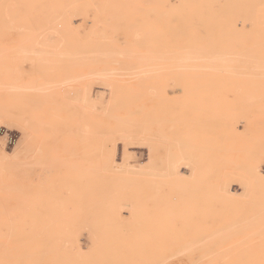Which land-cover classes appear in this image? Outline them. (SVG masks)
Masks as SVG:
<instances>
[{
	"label": "rangeland",
	"instance_id": "obj_1",
	"mask_svg": "<svg viewBox=\"0 0 264 264\" xmlns=\"http://www.w3.org/2000/svg\"><path fill=\"white\" fill-rule=\"evenodd\" d=\"M0 264H264V0H0Z\"/></svg>",
	"mask_w": 264,
	"mask_h": 264
}]
</instances>
